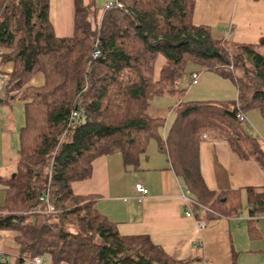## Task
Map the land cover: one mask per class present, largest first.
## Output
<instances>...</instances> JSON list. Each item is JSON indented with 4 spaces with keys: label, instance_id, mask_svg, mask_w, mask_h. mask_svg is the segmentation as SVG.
Instances as JSON below:
<instances>
[{
    "label": "trees",
    "instance_id": "obj_1",
    "mask_svg": "<svg viewBox=\"0 0 264 264\" xmlns=\"http://www.w3.org/2000/svg\"><path fill=\"white\" fill-rule=\"evenodd\" d=\"M120 1L123 7L99 21L97 0H75L73 34L59 37L51 0H0V56L13 63L5 99L22 100L25 116L0 206V230L17 233L20 255L12 262L2 253L0 264H25L27 254L47 264H194L172 258L148 235H122L95 208L96 196L73 190V182L91 177L99 156L119 151L127 166L139 168L152 139L200 205L220 216L247 206L250 220L264 212L257 187L211 191L200 159L206 134L264 168V141L246 133L240 119L252 109L264 117V41L237 43L194 24L196 0ZM188 62L230 78L237 99L181 98L163 136L165 120L147 108L156 97L184 91L178 79ZM37 73L45 76L41 86L29 84Z\"/></svg>",
    "mask_w": 264,
    "mask_h": 264
},
{
    "label": "crops",
    "instance_id": "obj_2",
    "mask_svg": "<svg viewBox=\"0 0 264 264\" xmlns=\"http://www.w3.org/2000/svg\"><path fill=\"white\" fill-rule=\"evenodd\" d=\"M106 1L97 15L99 21L105 14ZM50 20L57 36L72 35L75 0H51ZM193 22L210 26L218 38L258 44L264 41V0H196ZM161 57L158 56L155 65L156 79L164 63ZM12 69L13 63L3 62L0 56V76L8 75ZM44 82L43 73H37L29 84L41 86ZM178 87L182 90L179 79ZM0 98L2 206L6 200L4 180L13 177L17 167L20 129L25 116L22 122L14 114L15 102H22L24 107L22 100L5 99L3 89ZM179 100L168 107L157 101L147 108L151 117L165 120L163 136L175 118L173 108ZM245 115L247 120L248 114ZM259 138L264 141V137ZM158 152L153 157L143 156L137 169L127 166L119 151L99 156L93 161L91 177L73 182V190L80 195L96 196L95 208L115 223L122 235H148L174 259H192L194 264H264V215L250 220L246 206L237 216H220L215 210L200 205L184 178L172 168L168 155ZM200 159L202 176L211 191L220 193L254 186L264 192V168L255 160L242 158L228 140L212 139L205 134L200 142ZM137 183L148 188L141 199L135 187ZM201 222L205 223L202 227ZM16 235L14 230H0V254H6L12 262L20 255Z\"/></svg>",
    "mask_w": 264,
    "mask_h": 264
},
{
    "label": "rangeland",
    "instance_id": "obj_3",
    "mask_svg": "<svg viewBox=\"0 0 264 264\" xmlns=\"http://www.w3.org/2000/svg\"><path fill=\"white\" fill-rule=\"evenodd\" d=\"M103 1L104 0H97L99 5H101ZM161 59L163 58L161 57ZM193 72H198L200 74L199 84H191V74ZM3 79L7 84L9 75H5ZM179 86L182 89H185L182 93L178 92L175 96L168 95L163 97H156L151 101V104H154L157 101H161V105L168 107L175 104V102L181 98L185 100H233L237 98L236 86L230 78L224 77L212 70H207L203 66L194 62H188L186 64L184 71L180 74L179 77ZM14 114L15 119L20 118V121L22 120L23 122L24 107L22 102H15ZM246 114H248V118L242 123V128L245 130V132L251 136L264 137V117L262 116L260 111L258 109H252L249 110ZM16 146L17 149L15 151V154L17 153L19 147L18 143L16 144ZM147 150L148 156L151 155L153 157L154 155L159 154L157 142L155 141V139H152L150 141ZM153 151L155 153H153Z\"/></svg>",
    "mask_w": 264,
    "mask_h": 264
},
{
    "label": "built area",
    "instance_id": "obj_4",
    "mask_svg": "<svg viewBox=\"0 0 264 264\" xmlns=\"http://www.w3.org/2000/svg\"><path fill=\"white\" fill-rule=\"evenodd\" d=\"M113 7H123V4L120 0H107L104 5H103V11H107L108 9L110 8H113ZM101 21V20H100ZM100 51L99 50H96L94 52V57H97L99 55ZM0 55H2V50H0ZM191 82L193 84H198L200 82V74L198 72H193L192 73V80ZM6 85V82L4 81L3 77L0 76V90L4 88V86ZM74 116L77 115V113L74 112L73 114ZM240 119L242 121H245L246 120V115L245 114H242L240 115ZM136 190L138 192V197L139 199L143 198L147 193H148V188L142 184V183H137L136 184ZM48 201V200H47ZM189 202V199L188 201ZM191 208H190V204H188V213L187 215H192V212L190 211ZM264 215V212L262 213ZM205 223L204 222H201L200 223V226H204ZM1 256V260H4V255L1 253L0 254ZM23 261L25 264H47L41 256H31V255H24L23 256ZM203 264H206V263H203Z\"/></svg>",
    "mask_w": 264,
    "mask_h": 264
},
{
    "label": "water",
    "instance_id": "obj_5",
    "mask_svg": "<svg viewBox=\"0 0 264 264\" xmlns=\"http://www.w3.org/2000/svg\"><path fill=\"white\" fill-rule=\"evenodd\" d=\"M0 100H1V98H0ZM15 175V173L13 174V176Z\"/></svg>",
    "mask_w": 264,
    "mask_h": 264
}]
</instances>
